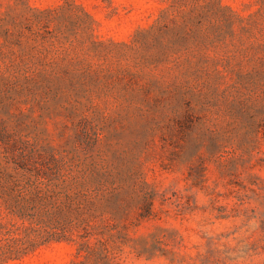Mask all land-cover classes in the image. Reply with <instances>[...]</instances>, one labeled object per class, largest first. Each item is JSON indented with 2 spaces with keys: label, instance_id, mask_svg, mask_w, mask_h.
<instances>
[{
  "label": "rangeland",
  "instance_id": "obj_1",
  "mask_svg": "<svg viewBox=\"0 0 264 264\" xmlns=\"http://www.w3.org/2000/svg\"><path fill=\"white\" fill-rule=\"evenodd\" d=\"M0 264H264V0H0Z\"/></svg>",
  "mask_w": 264,
  "mask_h": 264
}]
</instances>
